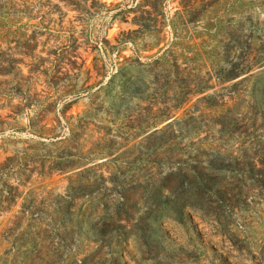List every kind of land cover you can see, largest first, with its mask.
Here are the masks:
<instances>
[{
  "label": "rangeland",
  "instance_id": "rangeland-1",
  "mask_svg": "<svg viewBox=\"0 0 264 264\" xmlns=\"http://www.w3.org/2000/svg\"><path fill=\"white\" fill-rule=\"evenodd\" d=\"M0 264H264V0H0Z\"/></svg>",
  "mask_w": 264,
  "mask_h": 264
}]
</instances>
